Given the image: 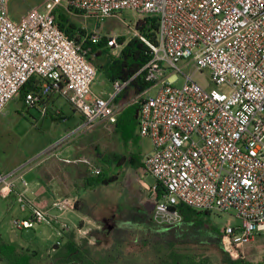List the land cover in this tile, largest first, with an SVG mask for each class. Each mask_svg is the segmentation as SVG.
I'll list each match as a JSON object with an SVG mask.
<instances>
[{
  "label": "built area",
  "instance_id": "obj_1",
  "mask_svg": "<svg viewBox=\"0 0 264 264\" xmlns=\"http://www.w3.org/2000/svg\"><path fill=\"white\" fill-rule=\"evenodd\" d=\"M7 1L0 0V114L30 84L23 103L43 117L47 100L60 95L81 114L79 129L111 125L120 112L115 102L145 71L154 85L140 94L137 131L151 144L143 163L156 180L147 188L153 223L179 226L181 204L232 216L236 223H227L218 239L231 257L264 236V0H45L18 22L8 16ZM64 3L70 13L97 22L125 10L157 16L158 44L140 37L152 59L134 77L112 82L105 96L94 94L97 69L88 51L56 21L55 11ZM88 37L93 44L101 39ZM118 47L115 37L107 40V48ZM181 61L208 70L212 88L205 90L185 75ZM176 73L183 75L181 86H176ZM35 160L40 159L0 172V197L14 195L21 212L28 214L15 220V227L23 231L45 224L60 237L77 230L87 238L90 231L72 228L61 218L76 210L75 197H58L50 208L26 198L30 185L25 172ZM100 172L92 170L93 175Z\"/></svg>",
  "mask_w": 264,
  "mask_h": 264
},
{
  "label": "rangeland",
  "instance_id": "obj_2",
  "mask_svg": "<svg viewBox=\"0 0 264 264\" xmlns=\"http://www.w3.org/2000/svg\"><path fill=\"white\" fill-rule=\"evenodd\" d=\"M44 1L8 0L7 14L11 19L19 20L30 8L42 5ZM58 9L67 12L70 22L84 29L87 34L100 35L106 40L115 37L120 47L109 49L115 56L122 49L118 39L123 37L127 42L135 37V24L141 17L133 11L125 10L117 17L97 22L78 13H70L65 3ZM90 62L95 66L97 63L95 55L91 56ZM179 66L185 75H192V80L200 87L205 90L212 88L208 70L197 71L192 64L185 61H181ZM168 74L171 75L174 72L169 71ZM176 74L179 78L176 86H181L184 80L183 75ZM108 84L104 75L97 71L92 86L93 92L100 94ZM155 92L156 88L150 91V94ZM140 102V94L130 89L126 95L115 102V107L119 109L120 114L129 105H140ZM51 108L58 110L59 113L52 112V116H47V113L45 115L47 117H43L36 107H25L20 95L7 105L0 114V168L12 170L38 157L40 160H35L33 169L26 170L24 177L30 187H33L39 184L38 172L45 177H48L50 173V164L53 163L56 152L52 151L51 147L56 143L58 146L71 144L74 150L73 158L79 157L82 161L69 165L72 170H63V174L72 176L71 181L74 186H78L81 182L84 183L80 175L98 176L93 175L92 170L94 169H100V174H115L119 177L117 181L80 192L81 211L101 224L105 222L101 225L100 233H97L99 236L97 245L101 248L115 244L122 245L123 250L135 264H153L158 249L166 251L171 245L195 253H203L209 256L213 263L221 261L223 251L218 239L227 223H236L234 217L213 212L208 215L195 216L192 219H183L181 228L178 230L168 231L156 228L149 219L153 201H150V193L147 192V188L156 185L155 178L144 168L135 169L121 165L118 169L114 167V163L112 168H106L104 165V159L111 160L114 155L130 156L136 152V147L142 151V158L150 153V141L139 137L137 129L136 134L139 138L137 144L131 142L124 145L116 137L114 128L109 124L97 123L94 126L79 129L83 123L82 116L73 109L65 97L55 95ZM83 161H87V164L82 163ZM61 165L65 168L64 165L67 164L59 163V167ZM60 169L63 168H58V171ZM81 186L85 187L83 184ZM26 216L27 213L21 212L15 196L7 199L0 198V233L7 243L20 245L26 250L37 251L40 255L53 250L57 242L62 244V237L59 236L58 231L45 224L19 231L14 222ZM61 218L67 223L70 219L69 215H63ZM109 220H113L114 224L120 226V230L115 235L111 231L113 225L108 227ZM129 224L132 225L128 226ZM237 255L251 263H261L264 260V236H257L253 243L239 249Z\"/></svg>",
  "mask_w": 264,
  "mask_h": 264
},
{
  "label": "trees",
  "instance_id": "obj_3",
  "mask_svg": "<svg viewBox=\"0 0 264 264\" xmlns=\"http://www.w3.org/2000/svg\"><path fill=\"white\" fill-rule=\"evenodd\" d=\"M55 15L58 26L65 32L68 38L74 40L76 43L83 44V48L88 51V60L91 61L92 55L96 56L97 63L95 66L97 71L101 72L105 79L111 83L116 80L126 81L134 77L152 59L150 47L140 37H144L151 45L158 44V17L155 15L141 16L138 18L135 29L139 36H135L127 42H125L123 37L118 39L122 45V49L116 56L112 55L109 48H107V40L105 37L101 38L98 43L93 44L90 38H87V33L84 29L78 28L74 23L70 22L67 12L65 13L63 10L57 9ZM146 76L147 73L145 71L140 72L130 87L119 98L126 95L130 89H134L137 94H141L153 86L154 83L147 81ZM30 88V84L23 87L20 93L22 99ZM138 111L139 105L131 104L121 111L116 123L111 124L116 137L124 145H128L131 142L137 144V140L139 139L136 134ZM112 158L111 160H103L106 168H112L113 163L115 164L114 167H118V169L121 168V165H127L135 169L144 168L142 151L137 147L136 152L130 156L114 155ZM118 179L119 177L117 175L108 173L99 174L95 177L87 175L84 179V186L85 188L92 189L117 181ZM178 209L184 220L209 214V212L192 210L182 204L178 206ZM64 236L66 238L64 245H55L52 254L42 255L37 259L34 253L17 250L14 246L7 243L0 234V264H135L133 259L123 250L121 244V246L115 244L111 247L101 248L99 245H91L87 238L78 239L74 230L64 233ZM153 264L254 263L246 261L241 257H231L224 253L219 263H213L209 256L203 253H195L191 250L181 249V247L171 245L168 246L166 251L161 248L158 249ZM258 264H264V260Z\"/></svg>",
  "mask_w": 264,
  "mask_h": 264
},
{
  "label": "crops",
  "instance_id": "obj_4",
  "mask_svg": "<svg viewBox=\"0 0 264 264\" xmlns=\"http://www.w3.org/2000/svg\"><path fill=\"white\" fill-rule=\"evenodd\" d=\"M19 20H13V21L18 22ZM108 83L109 84L107 85V87H105L103 92H101L100 94H97L95 92H93V93L97 94V95L105 96L111 89V82L108 81ZM92 91H93V89H92ZM54 97H55V95H52L46 102V106L48 109L47 110V113H48L47 116L48 115L52 116V114H51L52 112H56V114L59 113L58 110L55 109L56 110L55 111L54 109L51 108V106L53 105ZM22 103H23V100H22ZM47 116H44V117H47ZM82 120H83V118H82ZM70 145L71 144H68V143L64 144L63 146L57 145L53 149L54 152L56 151L54 154L55 159H53L52 160L53 163L50 164L51 170H50V173L48 174V177L42 176L41 173L37 171L38 175H39V177H38L39 178V184H36L33 187L29 186V189L26 192V198L37 206L50 208L52 202L58 197H75L77 199L76 210L73 213L68 214L70 217L69 221H72V222L68 221V223L72 226V228L78 227L82 230L90 231L87 239L89 240V243L91 245H97L96 242H98L97 240L99 239V236H97V233H100L101 225L104 224L105 222H103L101 224V222H97V220L91 219L87 213H83L81 211L82 203H81L80 192H81V190H86L88 188L81 186L82 184L84 185L83 182H81L78 186H74L72 181H71L72 176H68V174L67 175L63 174L64 173L63 170H72V167H70L69 165L76 164L77 161L78 162L82 161L79 159V157L75 158V159L73 158L72 152H74V150L71 148ZM77 159H79V160H77ZM143 159H144V157H143ZM59 163L60 164L61 163L67 164V165H64L65 168L61 165L60 167H62L63 169H60L58 171V168H60ZM66 167H68L69 169ZM9 170L6 168L5 169L0 168L1 173L8 172ZM86 176L87 175H85V176L80 175L79 177H80V179H85ZM11 196H14V195H11ZM11 196L7 197V198H11ZM0 198L1 199H7V198H2V197H0ZM150 201H151V199H150ZM152 204H153V202H152ZM152 211H153V208L150 212V218L149 219H151V222L153 223ZM107 223H108V227L111 224L113 225V229L111 231H113L114 235L120 230V226H117L116 224H114L113 220H109V222H107ZM131 225L132 224H129L128 226H131ZM154 227L162 229V230L166 229V228L158 227L155 224H154ZM180 228H181V224L179 226L175 227V229H166V230L174 231V230H178ZM92 232L95 234H93ZM75 233H76V236L78 239H83L81 237V235L78 234L77 230H75ZM129 233L132 234V232H129ZM2 237H3V235H2ZM65 242H66V238L63 234L61 246L64 245ZM13 246L17 250H23V251H28L30 253H34L35 257L37 259L40 258L42 255H46V254L40 255V254H38L37 251L26 250L25 248H22V246H20V245H17V246L13 245ZM50 252L53 253V250H51ZM50 252H48L47 254H50Z\"/></svg>",
  "mask_w": 264,
  "mask_h": 264
}]
</instances>
